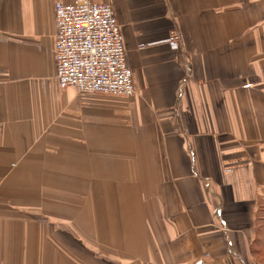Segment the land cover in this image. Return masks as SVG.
Listing matches in <instances>:
<instances>
[{
    "label": "crops",
    "instance_id": "1",
    "mask_svg": "<svg viewBox=\"0 0 264 264\" xmlns=\"http://www.w3.org/2000/svg\"><path fill=\"white\" fill-rule=\"evenodd\" d=\"M92 1L131 96L62 88L56 0H0V262L264 264V0Z\"/></svg>",
    "mask_w": 264,
    "mask_h": 264
},
{
    "label": "built area",
    "instance_id": "2",
    "mask_svg": "<svg viewBox=\"0 0 264 264\" xmlns=\"http://www.w3.org/2000/svg\"><path fill=\"white\" fill-rule=\"evenodd\" d=\"M55 16L56 77L62 88L124 96L136 92L111 3L56 0ZM166 42L174 50L184 48L178 30H173ZM144 47L145 43L139 44ZM1 93L0 85V98Z\"/></svg>",
    "mask_w": 264,
    "mask_h": 264
}]
</instances>
